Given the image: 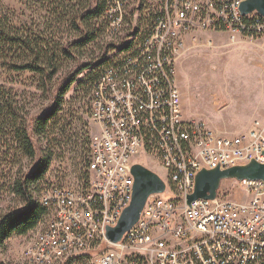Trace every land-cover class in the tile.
Instances as JSON below:
<instances>
[{
    "label": "built area",
    "instance_id": "2783aa9c",
    "mask_svg": "<svg viewBox=\"0 0 264 264\" xmlns=\"http://www.w3.org/2000/svg\"><path fill=\"white\" fill-rule=\"evenodd\" d=\"M130 1L104 0L106 36L121 35ZM244 1L162 0L138 46L112 57L91 93L89 178L80 186L42 190L49 219L27 245L26 257L62 264L106 245L90 264H264L263 180H228L245 199L220 188L215 199L187 204L201 169L264 164V119L237 135H219L205 122L185 118L176 79L187 34L264 39V15H243ZM143 153L159 160L166 189L151 195L138 222L111 243L106 227L116 226L130 205L131 170Z\"/></svg>",
    "mask_w": 264,
    "mask_h": 264
},
{
    "label": "rangeland",
    "instance_id": "374dc122",
    "mask_svg": "<svg viewBox=\"0 0 264 264\" xmlns=\"http://www.w3.org/2000/svg\"><path fill=\"white\" fill-rule=\"evenodd\" d=\"M84 1L80 0L88 12L95 10L99 2L92 0L89 6ZM47 6L46 0H0V7L13 24L40 30L49 41L56 38V42L69 53L61 55L57 79L44 93L37 89V75L29 71H9L1 64L0 87L13 90L31 110L32 118H37L52 109L61 86L73 78L77 79L64 96L59 118L47 132L53 133L50 136L54 140L50 143L42 140L51 162L44 177L36 182L38 197H42V190L47 187H76L89 178L86 167L94 131L90 111L94 82L112 63V57L116 58L132 45L131 41H138L144 35L154 13L162 6V0H131L127 5L126 25L117 37L109 33L105 35L102 14L85 20V25L73 27L66 12L57 15L53 8ZM93 35L94 39L83 42ZM230 36L229 33L207 31L187 34L184 49L176 63V79L185 118L203 121L219 135H237L248 131L254 121L264 119V39L238 36L232 39ZM87 75L90 79L78 86ZM34 129L31 121L30 131L38 147L39 159L43 151ZM5 151L0 145L2 208L15 203L10 193L13 178L20 171L27 173L35 164V161L20 156L9 160ZM137 161L166 178L155 156L143 153ZM220 188L221 194L245 199L243 194L234 193L239 189L233 181H223ZM49 214L28 234L13 235L3 244L0 264H33L26 257L25 249L31 239L44 229ZM106 247H96L85 256L71 257L62 264H90Z\"/></svg>",
    "mask_w": 264,
    "mask_h": 264
},
{
    "label": "trees",
    "instance_id": "16d2710c",
    "mask_svg": "<svg viewBox=\"0 0 264 264\" xmlns=\"http://www.w3.org/2000/svg\"><path fill=\"white\" fill-rule=\"evenodd\" d=\"M46 1L47 7L53 8L55 14L66 12L73 27L85 25V20L100 16L104 10V0H99L97 8L92 12H88L80 0ZM84 2L90 6L92 0ZM94 38V35L88 36L83 42ZM55 39L49 41L40 30L16 26L0 7L1 67L13 72L34 73L38 77L37 89L43 93L57 79L61 55H69ZM89 79L90 75L85 76L79 81L78 86ZM76 81L77 79L73 78L61 86L52 109L37 118H32L31 110L18 99L13 90L0 87V145L6 149L5 153L10 157L9 160L20 156L35 161L27 173L18 172L10 183V193L14 196L15 203L5 208L0 207V249L13 235H26L37 228L48 213V209L40 203L36 190V182L44 177L51 162V156L42 145V140L47 143L54 140L50 136L53 133L47 132L59 118L64 96ZM31 121L35 125L34 134L41 144L40 150L43 151L39 159L38 147L33 142L30 131ZM11 153H14V156H11Z\"/></svg>",
    "mask_w": 264,
    "mask_h": 264
},
{
    "label": "water",
    "instance_id": "95a60500",
    "mask_svg": "<svg viewBox=\"0 0 264 264\" xmlns=\"http://www.w3.org/2000/svg\"><path fill=\"white\" fill-rule=\"evenodd\" d=\"M254 11L264 15V0H246L241 4L243 15ZM135 182L130 205L122 212L116 226H107L105 237L111 243H118L139 220L148 198L157 193H163L166 184L163 178L155 171L140 163L132 166ZM225 180H263L264 164L252 160L247 164H239L229 168L220 167L201 169L195 178V187L187 195V204L198 200L215 199L221 183Z\"/></svg>",
    "mask_w": 264,
    "mask_h": 264
},
{
    "label": "bare ground",
    "instance_id": "6f19581e",
    "mask_svg": "<svg viewBox=\"0 0 264 264\" xmlns=\"http://www.w3.org/2000/svg\"><path fill=\"white\" fill-rule=\"evenodd\" d=\"M126 22H127V13H123V23L126 24ZM109 34H111V35H113V36H116V37H117V35H118V34H116V33H109ZM116 37H115V38H116ZM131 43H132V45H131L130 47L127 46V47H129V48H126V49L122 50V51L118 54V56H117L116 58H122L126 52H128V51H130V50H132V49H135V47L138 46V41H137V40H133V41H131ZM40 203L44 206V197H40ZM27 258H28L29 261L32 262L33 264H52V262H48V260H46V259H42V258H37V257H27Z\"/></svg>",
    "mask_w": 264,
    "mask_h": 264
},
{
    "label": "crops",
    "instance_id": "0c3cea01",
    "mask_svg": "<svg viewBox=\"0 0 264 264\" xmlns=\"http://www.w3.org/2000/svg\"><path fill=\"white\" fill-rule=\"evenodd\" d=\"M184 110V109H183ZM185 115V114H184Z\"/></svg>",
    "mask_w": 264,
    "mask_h": 264
}]
</instances>
